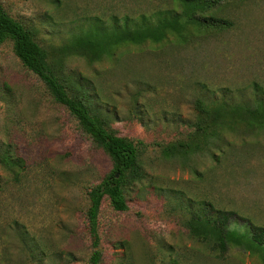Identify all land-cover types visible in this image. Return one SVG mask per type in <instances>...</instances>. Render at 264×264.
<instances>
[{"label":"rangeland","instance_id":"374dc122","mask_svg":"<svg viewBox=\"0 0 264 264\" xmlns=\"http://www.w3.org/2000/svg\"><path fill=\"white\" fill-rule=\"evenodd\" d=\"M0 1L139 150L143 176L126 186L127 209L115 210L107 196L101 201L99 264H263L240 248L223 258L208 254L185 221L196 201L210 200L264 227V132L250 133L239 121L220 151L165 158L161 148L188 140L198 98L234 104L264 96V0H223L209 11L230 26H189L186 43L169 35L92 63L59 48L95 16L136 18L172 0ZM0 148L23 160L18 182L0 166V264H88L87 193L112 161L10 42L0 45ZM20 225L30 237L26 246Z\"/></svg>","mask_w":264,"mask_h":264},{"label":"trees","instance_id":"16d2710c","mask_svg":"<svg viewBox=\"0 0 264 264\" xmlns=\"http://www.w3.org/2000/svg\"><path fill=\"white\" fill-rule=\"evenodd\" d=\"M222 1L172 0V6L157 7L148 14L140 13L136 18L129 14H114L105 20L95 16L86 27H81L73 34L59 51L61 54L84 57L92 63L113 56L121 46L159 43L169 35L186 43L190 40L189 26L204 31L214 26L225 28L231 25L230 21L209 11ZM5 42H10L12 52L22 65L44 83L54 101L63 105L76 118L81 128L112 161L110 173L92 185L87 193L85 214L93 248L88 264H99L102 251L97 228L101 201L107 196L115 210L127 209L126 186L143 176L139 150L132 140L117 134L109 126L107 117L91 106L90 96L82 86L56 68L47 50L34 39L22 22L5 10L0 1V45ZM194 104L197 118L193 131L187 141L162 146L161 154L165 158H188L202 151H220L225 132L235 130L239 121L250 133L264 132L262 94L256 93L252 98L234 104L224 100L206 102L200 98ZM22 162L19 156L12 155L7 148H0V166L8 171V177H12L13 182L19 180ZM15 223L19 224L17 221ZM185 226L190 237L216 258H223L232 248H240L257 254L264 264V227L256 225L235 210L218 206L210 200H199L190 209ZM18 233L23 245H28L30 237L23 225L18 226Z\"/></svg>","mask_w":264,"mask_h":264}]
</instances>
